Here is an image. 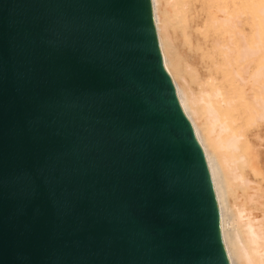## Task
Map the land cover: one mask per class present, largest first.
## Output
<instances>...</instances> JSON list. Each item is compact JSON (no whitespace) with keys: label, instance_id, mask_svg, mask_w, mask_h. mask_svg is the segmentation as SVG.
Instances as JSON below:
<instances>
[{"label":"water","instance_id":"95a60500","mask_svg":"<svg viewBox=\"0 0 264 264\" xmlns=\"http://www.w3.org/2000/svg\"><path fill=\"white\" fill-rule=\"evenodd\" d=\"M0 264H230L151 0H0Z\"/></svg>","mask_w":264,"mask_h":264},{"label":"bare ground","instance_id":"6f19581e","mask_svg":"<svg viewBox=\"0 0 264 264\" xmlns=\"http://www.w3.org/2000/svg\"><path fill=\"white\" fill-rule=\"evenodd\" d=\"M230 264H264V0H151Z\"/></svg>","mask_w":264,"mask_h":264}]
</instances>
